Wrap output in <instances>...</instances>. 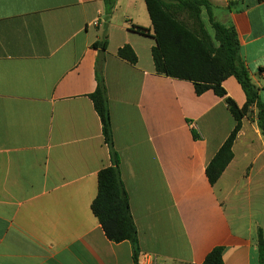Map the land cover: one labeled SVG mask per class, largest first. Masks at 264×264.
Instances as JSON below:
<instances>
[{
	"label": "crops",
	"instance_id": "obj_1",
	"mask_svg": "<svg viewBox=\"0 0 264 264\" xmlns=\"http://www.w3.org/2000/svg\"><path fill=\"white\" fill-rule=\"evenodd\" d=\"M220 21L236 28L264 102V0H243L241 11ZM105 38L104 76L139 264H203L218 247L224 264H262L264 137L256 110L212 186L206 169L235 120L213 91L198 96L193 83L157 74L145 0H116L108 22L103 0H0V264H134L131 244L111 242L91 208L98 175L111 166L90 99L99 56L93 44ZM126 45L137 65L118 57ZM223 87L245 105L235 78Z\"/></svg>",
	"mask_w": 264,
	"mask_h": 264
},
{
	"label": "trees",
	"instance_id": "obj_2",
	"mask_svg": "<svg viewBox=\"0 0 264 264\" xmlns=\"http://www.w3.org/2000/svg\"><path fill=\"white\" fill-rule=\"evenodd\" d=\"M263 1V0H259ZM106 21L113 14L116 0H103ZM152 21L156 46L152 57L157 74L193 83L198 96L208 91L224 98L235 120V127L206 169L212 186L220 180L234 159L233 147L243 127L245 118L256 110L258 127L264 137V102L260 88L253 82L243 58L236 28L220 21L224 15L239 12L243 0H229L226 8H218L210 0H145ZM205 17L211 27L207 26ZM139 34L149 36L150 30L133 26ZM99 50L96 65L97 88L90 96L101 124L104 141L109 148L111 166L98 175V193L92 203V212L99 221L105 236L113 243L129 242L133 249V263L139 264L141 247L139 233L131 211L129 194L122 179L121 156L116 150L108 89L104 76L105 54L108 40L96 42ZM118 57L131 65H137L138 57L126 45L118 50ZM235 78L241 86L246 103L240 108L227 96L223 83ZM195 138H199L193 132ZM224 248H215L203 264H224ZM261 260L264 264V245L261 244Z\"/></svg>",
	"mask_w": 264,
	"mask_h": 264
},
{
	"label": "rangeland",
	"instance_id": "obj_3",
	"mask_svg": "<svg viewBox=\"0 0 264 264\" xmlns=\"http://www.w3.org/2000/svg\"><path fill=\"white\" fill-rule=\"evenodd\" d=\"M205 20H206V23H207V26H208V28H209V30H210V33H212V30H211V27H210V25H209V23H208V20H207V18L205 17ZM251 117V116H250ZM154 195L151 193L150 194V197L152 198ZM156 197L158 198V196L156 195ZM160 200L162 201V199L160 198Z\"/></svg>",
	"mask_w": 264,
	"mask_h": 264
}]
</instances>
